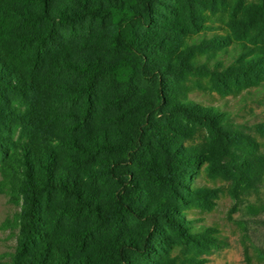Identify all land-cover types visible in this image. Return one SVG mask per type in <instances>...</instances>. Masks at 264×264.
Returning a JSON list of instances; mask_svg holds the SVG:
<instances>
[{
  "label": "trees",
  "instance_id": "1",
  "mask_svg": "<svg viewBox=\"0 0 264 264\" xmlns=\"http://www.w3.org/2000/svg\"><path fill=\"white\" fill-rule=\"evenodd\" d=\"M202 87L264 89V0H0L3 264H205L220 236L187 212L222 188L194 175L257 192L264 120L253 135Z\"/></svg>",
  "mask_w": 264,
  "mask_h": 264
},
{
  "label": "rangeland",
  "instance_id": "2",
  "mask_svg": "<svg viewBox=\"0 0 264 264\" xmlns=\"http://www.w3.org/2000/svg\"><path fill=\"white\" fill-rule=\"evenodd\" d=\"M208 24L212 28L206 30V37L227 33L217 16ZM190 98L226 111L232 122L242 124L253 135L252 126L264 120L263 88L221 96L202 87L194 89ZM192 185L222 188L212 209L195 208L187 212V218L194 224L213 226L220 236L219 246L203 255L206 258L205 264H264V179L257 192L243 195L236 203L227 191L228 183L221 178H211L204 170L195 173ZM18 212L19 204L10 198L7 187L0 184V264L8 261L14 250L18 234Z\"/></svg>",
  "mask_w": 264,
  "mask_h": 264
}]
</instances>
